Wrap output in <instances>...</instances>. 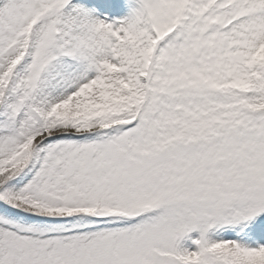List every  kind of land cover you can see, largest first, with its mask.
Wrapping results in <instances>:
<instances>
[{"label": "snow or ice", "instance_id": "snow-or-ice-1", "mask_svg": "<svg viewBox=\"0 0 264 264\" xmlns=\"http://www.w3.org/2000/svg\"><path fill=\"white\" fill-rule=\"evenodd\" d=\"M0 264H264V0H0Z\"/></svg>", "mask_w": 264, "mask_h": 264}]
</instances>
